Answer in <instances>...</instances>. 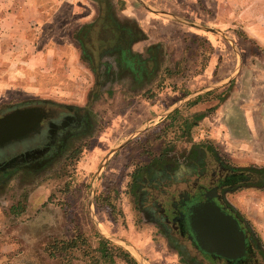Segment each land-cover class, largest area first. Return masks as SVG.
Wrapping results in <instances>:
<instances>
[{
  "label": "rangeland",
  "instance_id": "rangeland-1",
  "mask_svg": "<svg viewBox=\"0 0 264 264\" xmlns=\"http://www.w3.org/2000/svg\"><path fill=\"white\" fill-rule=\"evenodd\" d=\"M209 1L220 10L222 26L234 39L233 44L224 45L222 56L226 60L217 67L219 74L230 70V75L179 76L188 74L193 61L185 55L175 62L170 57L182 56L189 41L181 38L178 44L168 46L169 50L164 45L171 55L161 56L160 73L169 68L178 70L179 77L170 73L162 79L164 94L158 95L156 112L161 118L151 123H132L127 131L123 118L112 124L114 96L100 92L98 98H93L102 88L97 87L75 35L79 28L97 20L98 1L0 0V112L8 104L27 100L78 106L94 102L96 115L104 122L88 147L92 150L97 144L96 150L87 152L80 164L83 153L69 169L72 173L52 178L37 192L41 196L51 192L56 198L67 196L73 216L91 204L100 232H96L90 218L82 226L86 232H26L27 225H22L21 232H10L13 228L19 230L26 218L16 221L10 214L11 203L23 200L22 188L12 185L0 191V264H142L134 251L145 259V264H192L188 259L196 254L194 251L187 256L173 252V256L151 245L155 244V236L146 218L141 217L135 225L132 197L138 198V181L127 187H133L132 194L125 186L133 172L146 174L148 161L160 150L168 155L165 160L176 162L193 147L207 144L223 164L236 171L264 166V0ZM191 39L206 54L213 51L205 39ZM202 63L195 64L199 68ZM236 70L237 75L232 77ZM176 78L177 83L173 81ZM185 122L189 124L185 126ZM139 128L142 131L133 136ZM103 166L101 178L100 172L94 171ZM210 168L218 169L219 165L213 162ZM200 185H207L205 179ZM95 192L96 199L100 195L96 203ZM229 196L264 249V185L259 189L243 184ZM3 200L8 202L3 204ZM73 223L76 226L75 218ZM136 226L143 232H136ZM74 236L77 243L69 247L67 242L63 244L67 237L72 240ZM104 246L107 251H103ZM198 259L201 264L202 258Z\"/></svg>",
  "mask_w": 264,
  "mask_h": 264
},
{
  "label": "flooded vegetation",
  "instance_id": "flooded-vegetation-1",
  "mask_svg": "<svg viewBox=\"0 0 264 264\" xmlns=\"http://www.w3.org/2000/svg\"><path fill=\"white\" fill-rule=\"evenodd\" d=\"M96 1L100 8L97 20L79 28L75 35L83 57L94 74L97 87L102 88L96 90L93 98H98L100 92L115 98L113 125L119 118H123L124 129L129 131L132 123L140 124L146 121L151 123L161 118L160 113L156 112L159 108L158 95L164 94L162 79L171 76L170 73L177 77L179 73L178 70L169 68L160 73L163 65L161 56L167 54L164 45H167L168 49V46L178 44L181 38L189 41L181 58L169 56L173 62L181 61L184 55L187 60L193 61L188 74L180 73L182 75L179 76L202 78L230 75V70L219 74L217 67H220L221 61L226 60L225 56H222L224 45L233 44L234 39L230 36V30L223 28L219 14L212 8L214 6H204L202 0L187 4L186 11L180 9L177 12L181 20L173 21L164 27L158 23L155 32L165 40L141 50L138 43L147 40L148 34L135 22L123 21V17L119 15L122 3L117 0ZM192 37L205 39L213 51L206 54L207 52L197 47L198 44L194 45ZM199 61H203V65L198 68L195 63ZM161 74L163 75L160 78ZM173 81L179 82L178 78ZM93 104L94 102L91 105L78 106L51 100H27L5 105L8 108L0 112L1 116L25 109L28 111V126L33 122L31 118L33 112L37 111L41 115L40 123L34 131L29 126L21 139L0 147V191L12 185L21 187L23 200L11 203L10 214L16 221H19L20 217H26L19 230L13 228L10 232H21L22 225L28 226L26 232H66L67 235L69 232H86L82 226L89 218L96 226V232H100L97 225L98 227L101 225L94 221L96 215H92L91 204L88 203L85 210L81 209L73 216L71 210L73 207L68 206L67 196L56 198L52 192L48 196L37 195L52 178H63L61 176L72 173L69 169L83 153L80 164L87 152L98 147L96 144L92 150L88 149L91 140L96 137L104 123L96 115ZM178 105L177 103L176 106ZM30 109L35 111L30 112ZM201 117L202 115L199 116ZM188 124L189 122H185L184 125ZM114 152L116 151L112 154ZM167 157L164 150H160L156 157L148 161L149 164L146 165L148 169L144 171L146 174L138 176L136 171L133 172L128 180L131 184L127 182L125 186L126 190L128 185L132 186L138 181L136 189V192H139L138 198L132 197V201H135L132 207L136 217L135 225L141 217L146 218V222L153 227L151 231L155 236L153 237L155 244L151 245L155 248L160 247V251L170 252L173 256H175L173 252L187 256L191 254L190 251H194L196 254H191L188 259L192 264H198L199 257L202 258L201 264H264V249L259 243V238L252 233L229 196L243 184L261 189L264 185V166L254 165L236 171L223 164L219 154L207 144L193 147L176 162L165 160ZM213 162L219 165L218 169L210 168ZM105 167L103 166L102 170L96 168L94 173L100 172L102 178ZM159 178L162 181L156 182L155 179ZM201 179H205L207 185H200ZM131 188L127 189L129 194H132ZM96 196L95 192L94 203L98 201L100 195L97 199ZM3 201V204L8 202ZM207 202L219 205L229 215L239 220L243 243H240L238 234L236 236L232 234L224 245H212L211 242L214 241L211 238L209 241L208 239L203 241V245L199 243L192 226L191 215L194 206ZM2 209L6 210L4 207ZM73 218L76 220V226ZM126 230L125 228L124 232ZM136 230L143 232L138 231L137 226ZM76 240V236L72 240L67 237L63 244L67 242L66 246L69 247L77 243ZM210 245L219 250H229L231 256L226 257L211 251ZM103 251H107L105 246ZM239 251H242L241 255H237Z\"/></svg>",
  "mask_w": 264,
  "mask_h": 264
},
{
  "label": "water",
  "instance_id": "water-1",
  "mask_svg": "<svg viewBox=\"0 0 264 264\" xmlns=\"http://www.w3.org/2000/svg\"><path fill=\"white\" fill-rule=\"evenodd\" d=\"M238 73V70L234 72L232 77H235ZM35 111V109H33ZM33 110L30 109V112ZM31 115V114H30ZM28 111L23 109L15 110L8 112L0 116V147L5 146L6 144L13 142L15 140L21 139L24 132H27V128L32 127L31 130H35L41 120V115L37 111L33 112V122L28 126ZM142 131V128H139L133 133V136L137 135ZM132 136V137H133ZM191 222L193 229L196 232L197 240L201 245L203 241L213 239L214 242H211L212 245L226 244V242L233 235H237L240 238V243H243V233L240 226V222L237 218H234L232 215H229L223 208L219 205H216L212 202L202 203L198 206H194L193 212L191 215ZM211 246V251L218 252L226 257L231 256L229 250H219L216 247ZM138 259L145 264V259L140 256L138 252H135ZM242 251H239L237 255H241Z\"/></svg>",
  "mask_w": 264,
  "mask_h": 264
},
{
  "label": "crops",
  "instance_id": "crops-1",
  "mask_svg": "<svg viewBox=\"0 0 264 264\" xmlns=\"http://www.w3.org/2000/svg\"><path fill=\"white\" fill-rule=\"evenodd\" d=\"M121 2L123 7L119 15L123 17V21L135 22L139 27L148 34V39L138 43L141 50L148 45L164 41L155 31L158 23L161 26H167L171 22L181 20L177 14L178 10L186 11L187 4H191L196 0H117ZM204 6H211L213 3L209 0H202ZM185 5V7H184ZM215 13L220 14V10L214 5ZM233 75V73H232Z\"/></svg>",
  "mask_w": 264,
  "mask_h": 264
}]
</instances>
